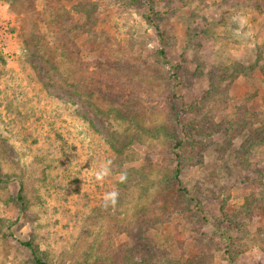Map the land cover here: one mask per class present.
Returning <instances> with one entry per match:
<instances>
[{"label":"rangeland","instance_id":"1","mask_svg":"<svg viewBox=\"0 0 264 264\" xmlns=\"http://www.w3.org/2000/svg\"><path fill=\"white\" fill-rule=\"evenodd\" d=\"M76 1L0 0V264H31L28 240L47 264L85 258L113 264L128 249L140 256L157 249L176 264H264V0H154L158 14L146 0H91V32L71 17L67 30L59 28L67 11L80 22L87 18L72 8ZM34 58L47 70L49 87ZM234 61L256 66L251 76L222 83L228 104L206 106L215 111L216 126L204 138L202 161L180 175L198 209L163 220L153 189L143 191L136 179L123 187L120 173L145 164L147 154L157 166L163 139L145 129L161 123L181 135L211 73ZM100 75L114 77V88L132 87L130 117L125 108L118 117L114 104L92 91ZM68 89L92 91L96 126ZM239 107L256 118L257 142L245 152L249 130L229 138L222 124ZM108 159L113 174L98 183L94 173ZM20 185L29 200L26 214L11 200ZM113 190L119 203L104 209L103 195ZM247 200L251 211L239 212ZM225 230L235 237L229 243L234 263L216 241Z\"/></svg>","mask_w":264,"mask_h":264},{"label":"trees","instance_id":"2","mask_svg":"<svg viewBox=\"0 0 264 264\" xmlns=\"http://www.w3.org/2000/svg\"><path fill=\"white\" fill-rule=\"evenodd\" d=\"M146 2L150 9L155 12V14H158L157 11L152 9L154 0H146ZM93 4L94 2L91 0H77L76 3L72 5V8L80 14H86L87 18L80 22L78 19L72 18V15H69L67 11L64 21H58L59 28L67 30V24H70V21L68 20L69 17H71V22L75 27L80 28L85 32H91L96 22V19L90 15V9ZM160 32L161 35L166 33L165 30H160ZM163 53L164 49H160L158 55L163 56ZM33 65L37 70L40 80L49 87L50 83L48 80H45V78L48 77L46 73L47 70H45L35 58L33 59ZM255 66V64L244 65L238 61L231 62L228 65L217 66V68L214 69V72L211 73L209 87L204 90L202 98L191 104V108L196 110L197 115L189 122V124L182 126L183 129H181V135L178 134V131L174 128L167 127V125L161 123L153 127V130L145 129V131L152 137H162L164 147L159 150L161 159L157 167L154 165V161L150 154H147L145 164L140 167H129L126 169L128 177L127 181L136 179L137 182L142 184L143 191H147L148 188L153 189V202L157 204V208L163 212V220H167L172 213L184 214L185 212H192L198 209L197 200L190 195L189 190L183 185L180 175L182 171L190 165L198 164L202 161V149L206 144L204 138L209 136V129L211 127L215 128L216 126L215 111L208 110L206 106L208 104H213L212 106H217V109L219 107H226L229 100L228 84L222 86V83L226 80L230 82L233 78L241 74L247 77L251 76ZM98 79L99 80H93L92 91L101 94L111 101L114 104L112 105L113 108L111 110H113L118 117H125L122 115L120 108H125L126 113L129 114L128 117H130L136 104V102H134L135 99L131 96L132 92L130 93V91H133L132 87L128 90L125 89V87L114 88L112 82L109 83V80L114 81V77L110 75L108 77L100 75ZM103 83H105V87L102 88L100 85ZM92 91L84 89L83 91L78 92L76 89H68L65 93L73 100L75 97L78 98L80 103V114L84 118H87L91 124L96 126L95 122L98 118V109L90 100ZM239 109L241 111H237L232 118L223 119L222 124L226 131V135L229 138L240 134L244 129L249 130L250 134L246 137L242 145L243 152H245L248 147L257 142V136H255L253 131L254 128L251 125L256 121V118L253 116V113L249 112L245 107H239ZM186 128H189V131H194L196 137L190 136L189 132H186ZM113 136V133L109 132L107 137H109L108 141L111 146L114 147ZM115 149L117 148L115 147ZM157 171L158 175L156 177L151 176L152 172ZM6 177L10 178V175H6ZM0 178L4 179L1 176ZM149 180L150 183H146V181ZM127 181L123 184L120 183L121 186L126 187L128 185ZM11 200L22 214L27 213L29 200L27 195L23 192L21 185L16 195L11 197ZM259 201L264 205V183L261 187ZM251 202L252 201L247 200L238 211L245 210L246 213H249L251 211ZM167 206L171 207V211L166 209ZM147 221H149V219ZM233 222L235 221L233 220ZM238 232H243L240 224ZM8 234L12 235V229H9ZM221 237H224V239L222 240ZM234 240L235 237H232L227 230L219 233L216 237V241L221 246V249L231 258V263H234V255L230 253L229 243L234 242ZM23 244L30 251L31 264H47L46 259L39 251L37 245H34L30 240L24 241ZM176 262L177 261L171 263V259L166 256V253H161L157 251V249L153 250L150 256L136 255L132 249H128L127 252L124 253L122 259L116 262L113 261V264H176ZM192 262L195 263L194 260ZM77 263L88 264V260L85 258L83 261Z\"/></svg>","mask_w":264,"mask_h":264},{"label":"clouds","instance_id":"3","mask_svg":"<svg viewBox=\"0 0 264 264\" xmlns=\"http://www.w3.org/2000/svg\"><path fill=\"white\" fill-rule=\"evenodd\" d=\"M235 19V18H234ZM243 23V21H241ZM114 170V162L111 159H108L104 161L98 170L95 171L94 173V179L98 183H103L109 176L113 174ZM127 173L122 172L120 173V183L123 184L127 181ZM119 197H120V192L118 190H113L106 192L103 195V202H102V207L104 209H115L119 203Z\"/></svg>","mask_w":264,"mask_h":264}]
</instances>
